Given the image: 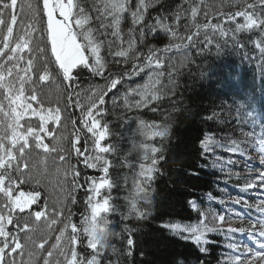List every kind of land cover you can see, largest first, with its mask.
<instances>
[{
	"label": "snow or ice",
	"instance_id": "1",
	"mask_svg": "<svg viewBox=\"0 0 264 264\" xmlns=\"http://www.w3.org/2000/svg\"><path fill=\"white\" fill-rule=\"evenodd\" d=\"M158 4L160 0H39L34 6L31 0H0V264H31L37 252L43 264H121L122 259L131 257L135 247L133 231L127 225L122 232L111 227L110 217L117 212L111 196L115 186L111 157L117 153V147L108 142L112 131L105 119L109 111L106 97L113 93V107H117L120 97L115 93L126 81H132L122 94L124 108L129 112L161 113L167 120L168 115L162 112L163 102L176 104L182 69L193 62L184 55L177 63L175 53L195 49V55H202L213 46L219 52L230 42L244 48L246 45L237 34L250 33L253 35L248 42L264 58V0H235L230 5L237 9L234 12L219 11L206 0H180L174 8L162 7L152 16L150 10ZM211 12L217 13L219 22L209 19ZM201 16L204 22L200 21ZM126 23L130 25L127 31ZM226 24L234 27H225ZM161 34L167 37L166 44H148L149 38L157 39ZM113 65L118 70H113ZM85 73L87 79L82 81ZM97 79L103 83H93ZM84 82L87 88L83 87ZM52 83L66 94L63 108L59 100L55 106H46L43 88ZM81 93L85 97L83 102ZM69 107L80 112L79 118L74 119L71 113L65 116ZM239 111L238 108V114ZM219 116L214 111L206 119ZM245 116L243 123L247 124L251 115ZM68 121L74 129L70 137L61 133L62 126L67 130ZM241 131L247 138L245 142L259 155L260 168L254 178L248 177L253 182L245 183L241 191L259 188L264 197V131L259 136L255 131ZM136 134L143 139L139 143L133 140V146L142 155L126 197L128 213L124 220L132 216L143 219L147 210H141L137 202L151 205L154 201L152 184L165 159L162 146H156L155 141L167 139L170 126L163 121L139 120ZM65 140L70 144L68 156L74 151L78 158H83L78 163L100 175L86 176L80 183V171L70 165L64 170L66 182L71 177L70 187L62 189L67 191L65 203L50 205L39 190V180L29 191L23 190V185L32 184L35 179L30 174L33 153H56L60 161H65L68 157L61 154L66 151ZM199 143L202 154L218 146L251 160L241 142L230 139L228 144L218 143L211 129ZM125 165L136 169L127 157ZM85 184V214L77 224L68 204L78 203L73 193ZM241 202L251 207L243 198L234 201ZM188 204L198 213L196 223L170 222L163 227L186 234L183 238L192 240L201 253L208 251L207 233H247L252 244H227L231 253L226 264H264V198L256 206L257 219L247 229L229 226L224 230L225 216L219 213L213 217L215 224L209 226L208 213L201 211L195 200ZM41 223L47 232L58 228L54 243L48 238L37 241L35 233ZM114 239L119 241V248Z\"/></svg>",
	"mask_w": 264,
	"mask_h": 264
},
{
	"label": "trees",
	"instance_id": "2",
	"mask_svg": "<svg viewBox=\"0 0 264 264\" xmlns=\"http://www.w3.org/2000/svg\"><path fill=\"white\" fill-rule=\"evenodd\" d=\"M31 2L35 6L39 0H31ZM178 3L180 0H160V4L154 10H150L151 15L155 16L157 11L162 10V7L174 8ZM206 3L214 5L219 11L234 12L237 10L235 7H230L235 0H206ZM216 15V12H211L209 16L213 23L219 22ZM200 21L204 22L203 16L200 17ZM238 21L243 22L242 18H238ZM129 26L128 23L124 25L125 31ZM225 27H234V24H226ZM250 35L253 34H237L246 45L244 48L234 47L230 42L224 45L219 52L213 46L210 51L202 55H195V49L174 54L177 63L184 55H187L193 62L189 67L182 69V75L178 80L176 104H169L167 100L163 102L162 112L168 115L167 120L161 113H153L149 110L129 112L124 108L122 94L132 81H126L121 86L120 92L115 93L117 97H120L116 101L117 107H113V93L106 97L109 111L105 119L112 131L108 142L117 147V153L111 157L114 162L111 176L115 181L111 196L117 208V212L110 217L111 227L115 232H122L127 225L133 231L135 241L133 255L122 259L121 264H226L231 250L227 244L231 241L239 245L242 236L248 237L247 233L241 235L239 232L235 234H226L225 231L207 233L208 251L201 253L192 240L183 238L186 234L174 233L163 225L170 222L196 223L198 213L189 206V200H195L200 210L204 212L211 210L215 214L225 215V211L230 210V217L236 220V226L239 228H249L251 221L258 217L256 206L260 197L254 193L253 189L241 191L245 183L252 182L248 179L247 169L252 160H246L218 146H213V151L202 154L199 143L204 134L211 129L215 132L218 143L228 144L230 139H235L241 142V147L247 153L248 147L250 150L252 148L245 142L247 138L243 135L241 128L244 132L255 131L257 136L264 131V58L248 42ZM37 41L39 42V33H37ZM166 43L167 37L163 34L157 39L149 38L148 40V44L156 47H162ZM113 70H118V66L113 65ZM86 79L87 74L85 73L82 81ZM93 83H103V81L97 79ZM87 86L84 82L83 87L87 88ZM43 92L46 106L49 103L55 106L59 100L60 106L64 107L67 97L62 88L58 90L56 84L52 83L46 85ZM76 99L74 95L73 100ZM80 99L82 102L85 99L83 93ZM238 108L240 109L239 114ZM214 111L220 113L219 118L207 120L206 117ZM69 113L74 119L80 116V112L74 107H69L65 116ZM245 113L251 115L247 124L243 123L247 118ZM139 120L149 123L153 120L163 121L170 126V135L163 141L159 139L155 141L156 146H162V155L165 159L160 163V172L152 184L155 196L153 203L148 205L142 200L138 201L139 208L147 210L145 217L136 219L132 216L129 220H124L123 216L128 213L126 197L132 189V179L135 170H138L139 157L142 155L132 142L135 140L139 143L143 139L138 134L134 135ZM73 131L70 121L67 122L66 131L63 126L61 127V133L66 137H70ZM51 143L54 144L55 141ZM63 146L66 151L61 154L68 157L65 161H60L56 153L44 154L42 151L39 155L33 153L31 164L44 168V174L33 176L35 179L32 184L23 185V190L29 191L36 186L35 180H39L41 185L39 190L50 205L58 203L62 206L65 203L67 191L52 190L50 184L55 185L57 177H65L64 170L70 165L75 166L81 176L100 175L95 169H88L82 162L78 163V160L82 161L83 158H78L74 151L71 152V156H68V151H70L68 140L63 141ZM247 155L249 156V153ZM126 157L128 163L136 165V169L125 165ZM230 160L234 161V164L229 163ZM58 168L61 169L59 170L61 176L57 174ZM84 176L80 183L84 182ZM125 178H127V183H125ZM70 181L69 176L67 182L65 180L63 189L70 187ZM86 189V184L84 188L77 189L73 194L76 195L78 203L68 204L73 216L78 218L79 222L82 214H85ZM209 194H211V199ZM237 198L247 200L251 207H247L243 202L235 204L234 201ZM236 213L240 216L238 217ZM65 215H67V210H65ZM57 229L54 227L52 233H56ZM37 240H39L38 237ZM50 240L54 243L53 234ZM113 243L117 248L120 247L117 239H114ZM109 255H111L110 250ZM40 260V256L36 260L32 258L31 264H36Z\"/></svg>",
	"mask_w": 264,
	"mask_h": 264
},
{
	"label": "rangeland",
	"instance_id": "3",
	"mask_svg": "<svg viewBox=\"0 0 264 264\" xmlns=\"http://www.w3.org/2000/svg\"><path fill=\"white\" fill-rule=\"evenodd\" d=\"M248 150L249 151H247V153H249V156L251 157V160H252V163H249L248 164V166H247V169H248V173H249V176H251V177H255V175H256V173H258L259 171H260V168H259V155L257 154V152H255L254 150H250V148L248 147ZM246 153V154H247ZM248 156V155H247ZM32 165H34V167L32 168V170H31V175L32 176H36L37 174L39 175V176H43V174H44V168H39L38 167V165L37 164H32ZM256 166V167H252V166ZM250 168H252V171L250 172ZM59 170H61L60 168H58V172H57V174H58V176H61L62 174H61V172H59ZM84 175H82V176H80V181L82 182L83 180H82V177H83ZM86 176H90V175H86ZM92 177H98V176H95V175H91ZM84 178H85V176H84ZM65 177L64 176H62V177H57V179H56V181H55V185L54 184H50L51 185V189L52 190H60V191H62V189H63V185L65 184ZM253 182V181H252ZM51 190V191H52ZM254 190V193L256 194V195H258V197H260V199L261 198H264V197H262L261 195H260V192H261V190L259 189V188H256V189H253ZM63 192V191H62ZM229 211L230 210H227V211H225V222H224V224H223V228H225V229H227L229 226H231V227H234V228H239V226L237 227L236 226V220L234 219V218H232V217H230L231 216V214L229 213ZM207 213H208V222H209V224L212 226L213 224H215V221H214V219H213V217L215 216V213L213 212V211H211V210H208L207 211ZM227 218V219H226ZM73 219H74V221L73 222H75V223H77V222H79L78 220V218H76V217H74L73 216ZM80 223V222H79ZM240 225V224H239ZM33 226L35 227V223L33 224ZM219 227V226H218ZM57 229V228H56ZM58 233V229H57V232L56 233H52V232H47L46 231V228H45V226H44V224L43 223H41L40 224V227H39V230L35 233V237L37 238L38 237V239H40V238H48V239H50V237H51V235L53 234L54 235V239H55V235ZM241 235H243V234H241ZM240 235V236H241ZM38 242H39V240H37ZM55 242V241H54ZM239 243L241 244V243H244V244H252V241L248 238V237H246V236H242V238L239 240ZM230 253H231V250H230ZM230 253H229V255H230ZM38 256H40L39 255V252H37V255H35L34 257H33V259H37V257ZM24 259H25V261H28V257H27V255H25V257H24ZM36 264H37V262H36ZM39 264H43V261H42V259L39 261Z\"/></svg>",
	"mask_w": 264,
	"mask_h": 264
}]
</instances>
